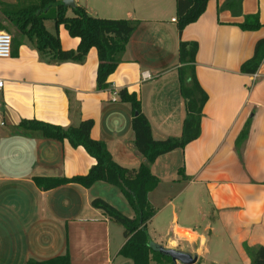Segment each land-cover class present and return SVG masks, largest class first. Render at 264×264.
Segmentation results:
<instances>
[{
  "label": "crops",
  "instance_id": "obj_1",
  "mask_svg": "<svg viewBox=\"0 0 264 264\" xmlns=\"http://www.w3.org/2000/svg\"><path fill=\"white\" fill-rule=\"evenodd\" d=\"M229 1H210L180 33L172 21L176 0H75L93 17L140 23L106 90L97 89L95 48L82 64H51L20 37L17 56L0 59V264L64 255L71 264H134L119 255L127 241L124 228L92 206L100 198L125 210L130 206L122 192L104 182L40 190L35 177L84 176L96 161L83 148L22 131L19 124L39 120L69 128L92 119V137L106 143L118 164L138 170L146 159L134 145L132 106L119 96L113 101L114 93L126 89L138 96L155 140L180 137L186 112L178 50L181 42L193 41L199 44L197 77L209 97L202 132L152 166L160 184L149 195L157 212L148 232L153 220L170 212L166 243L149 232L153 244L198 256L197 264H252L253 252L264 247V61L254 75L241 67L264 38V0H243L240 16L226 6ZM72 14L69 7L67 16ZM253 15L262 28L242 30L239 24ZM49 22L46 28L55 33ZM58 35L64 50L78 48L80 39L64 26ZM146 72L151 79L144 80ZM247 123L248 136L238 144ZM181 167L186 181L178 175Z\"/></svg>",
  "mask_w": 264,
  "mask_h": 264
},
{
  "label": "trees",
  "instance_id": "obj_2",
  "mask_svg": "<svg viewBox=\"0 0 264 264\" xmlns=\"http://www.w3.org/2000/svg\"><path fill=\"white\" fill-rule=\"evenodd\" d=\"M210 1L212 0H176V21L180 33L202 17ZM242 1L230 0L226 6L236 9L235 14L240 16ZM68 9L61 0H0V32L11 33L7 24L15 28V34L13 36L10 34L13 37V57L18 54L21 47L19 38L22 37L32 42L40 57L51 64L69 61L82 64L95 48L99 60L97 89L106 90L109 88V78L123 63L127 46L140 23L134 20L96 18L79 5L72 8L74 16L68 17ZM46 21L54 22L55 33L47 30ZM60 26H64L71 37L80 39L76 50L63 49L58 35ZM239 27L244 31L260 30L262 25L259 15L247 16ZM198 51L199 44L194 41L181 42L179 45L178 74L186 112L180 137H170L164 141L155 140L150 121L142 111L138 96L126 89L118 92L120 100L132 106L134 145L146 159L138 170H130L118 164L106 143L92 137L95 125L92 119L83 120L78 126L69 128L39 120H22L19 124L22 131L38 133L47 140L67 141L73 148H83L96 161L89 173L84 176L35 177L34 182L40 190L51 191L70 184L89 189L98 182H104L122 192L135 213L134 218L124 215L100 198L95 199L92 206L103 211L109 219L124 228V237L127 241L119 255L132 260L134 264H150L152 260L158 264H175L172 258L152 247L148 232V223L157 212L149 201V195L160 184V178L153 173L152 166L161 157L177 150H184L201 135L204 108L209 97L197 77ZM263 61L264 38L257 42L253 57L242 65L241 72L254 75L259 71ZM249 129L250 125L247 123L238 144L247 138ZM178 175L182 181L187 180L184 167L178 170ZM28 264H71V260L69 255H64L47 261L30 260ZM252 264H264V247H259L253 252Z\"/></svg>",
  "mask_w": 264,
  "mask_h": 264
},
{
  "label": "rangeland",
  "instance_id": "obj_3",
  "mask_svg": "<svg viewBox=\"0 0 264 264\" xmlns=\"http://www.w3.org/2000/svg\"><path fill=\"white\" fill-rule=\"evenodd\" d=\"M166 13V16L162 17L163 21H167V18L169 17L168 15L170 14V12H165ZM172 15V14H171ZM174 16H175V13H174ZM70 17H73V14L70 16ZM176 19V18H175ZM110 20V19H109ZM9 30L11 31L10 34H15L16 30L15 28L12 26V25H9L7 24ZM54 27H55V24L53 22H49L48 23V28L51 29V30H54ZM48 30V29H47ZM49 31V30H48ZM21 130V129H20ZM118 193V191H115ZM164 200V199H163ZM164 203V202H162ZM161 203V204H162ZM127 204V202H126ZM160 204V205H161ZM159 205V204H158ZM127 208L124 210L122 207H121V212L130 217L129 215H133V210H131V207H128V205H126ZM157 207V206H155ZM167 215V218H162V217H157L155 220H153L150 225H149V232L151 233L153 239H159L158 238V235H160L159 237H162L164 240V243H166V239H168L169 237V233H168V226H169V222L172 221V217L170 215V212L166 213ZM130 218H133V217H130ZM165 219L167 220L166 224H163L165 223ZM200 231V230H199ZM171 238H173L171 236ZM234 264H243V262L239 261V262H235Z\"/></svg>",
  "mask_w": 264,
  "mask_h": 264
},
{
  "label": "built area",
  "instance_id": "obj_4",
  "mask_svg": "<svg viewBox=\"0 0 264 264\" xmlns=\"http://www.w3.org/2000/svg\"><path fill=\"white\" fill-rule=\"evenodd\" d=\"M172 21L177 23L175 18ZM12 50H13V37L6 32H0V59L11 58ZM143 78L144 80H149L151 79V76L149 75V73L146 72L143 74ZM4 89H5V81L3 79H0V103L3 99ZM114 96L115 97L113 98V101H117L116 97L119 96V94L115 92Z\"/></svg>",
  "mask_w": 264,
  "mask_h": 264
},
{
  "label": "water",
  "instance_id": "obj_5",
  "mask_svg": "<svg viewBox=\"0 0 264 264\" xmlns=\"http://www.w3.org/2000/svg\"><path fill=\"white\" fill-rule=\"evenodd\" d=\"M63 3L66 7L74 8L76 6L75 0H63ZM152 247L161 252L162 254L172 258L173 262L180 264H197L198 256H193L190 253H186L183 251H178L174 249H166L163 246H158L156 244H152Z\"/></svg>",
  "mask_w": 264,
  "mask_h": 264
}]
</instances>
